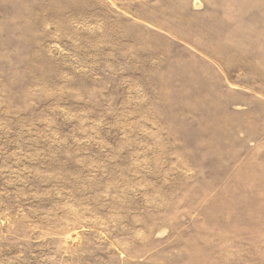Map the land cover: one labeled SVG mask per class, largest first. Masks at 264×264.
I'll list each match as a JSON object with an SVG mask.
<instances>
[{"label":"rangeland","instance_id":"1","mask_svg":"<svg viewBox=\"0 0 264 264\" xmlns=\"http://www.w3.org/2000/svg\"><path fill=\"white\" fill-rule=\"evenodd\" d=\"M263 45L264 0H0V264H264Z\"/></svg>","mask_w":264,"mask_h":264},{"label":"crops","instance_id":"2","mask_svg":"<svg viewBox=\"0 0 264 264\" xmlns=\"http://www.w3.org/2000/svg\"><path fill=\"white\" fill-rule=\"evenodd\" d=\"M247 53H248V55L246 56V59L251 60L252 63L254 62V64L257 65V64H259V60L263 61V63H264V45L262 46V48H259V46H251V50L248 51ZM245 91L247 94H249L248 90H245ZM256 96L257 97H253V96H251V97H252V99H260L261 98V94L256 95ZM262 96L264 99V95H262Z\"/></svg>","mask_w":264,"mask_h":264}]
</instances>
